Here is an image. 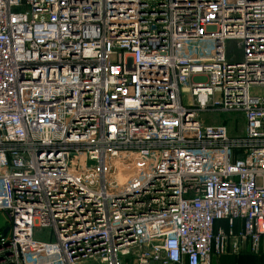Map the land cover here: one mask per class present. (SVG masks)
Here are the masks:
<instances>
[{
	"label": "built area",
	"instance_id": "1",
	"mask_svg": "<svg viewBox=\"0 0 264 264\" xmlns=\"http://www.w3.org/2000/svg\"><path fill=\"white\" fill-rule=\"evenodd\" d=\"M0 213V264L264 254V0H0Z\"/></svg>",
	"mask_w": 264,
	"mask_h": 264
},
{
	"label": "crops",
	"instance_id": "2",
	"mask_svg": "<svg viewBox=\"0 0 264 264\" xmlns=\"http://www.w3.org/2000/svg\"><path fill=\"white\" fill-rule=\"evenodd\" d=\"M215 228L229 230L230 227L228 221H218ZM235 228L241 230L243 223L238 221ZM211 264H264V254H256L247 244L233 241L228 252L213 256Z\"/></svg>",
	"mask_w": 264,
	"mask_h": 264
},
{
	"label": "rangeland",
	"instance_id": "3",
	"mask_svg": "<svg viewBox=\"0 0 264 264\" xmlns=\"http://www.w3.org/2000/svg\"><path fill=\"white\" fill-rule=\"evenodd\" d=\"M229 54H240L235 41L228 42ZM241 56V55H240ZM203 118L210 124L226 125L231 137L241 136L245 129V119L241 112H222L212 111L203 113ZM7 227V221L3 214L0 213V231Z\"/></svg>",
	"mask_w": 264,
	"mask_h": 264
},
{
	"label": "water",
	"instance_id": "4",
	"mask_svg": "<svg viewBox=\"0 0 264 264\" xmlns=\"http://www.w3.org/2000/svg\"><path fill=\"white\" fill-rule=\"evenodd\" d=\"M138 170H139V167H138V166H135L132 170L122 169V171H121V177H122L123 179H126V178H128L132 173H134V172H136V171H138ZM7 232H8V228H6V229L4 230V234H7Z\"/></svg>",
	"mask_w": 264,
	"mask_h": 264
}]
</instances>
